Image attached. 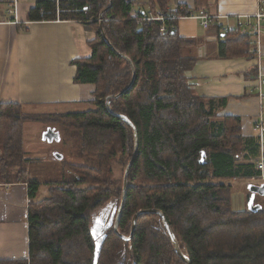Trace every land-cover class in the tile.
Wrapping results in <instances>:
<instances>
[{
    "label": "trees",
    "instance_id": "obj_1",
    "mask_svg": "<svg viewBox=\"0 0 264 264\" xmlns=\"http://www.w3.org/2000/svg\"><path fill=\"white\" fill-rule=\"evenodd\" d=\"M35 2L29 20H79L94 31L90 56L73 61V81L94 84L93 108L26 114L19 103H0V183L26 182L30 198L28 258L0 264H185L158 214H140L128 241L113 229L134 148L133 128L122 116L136 128L138 151L118 232L128 236L134 213L155 208L190 264H264V209L234 210L230 192L224 194L231 181L264 185L256 166L258 136L242 134L239 116L218 114L226 98L200 96L192 89L187 73L198 59L196 42L180 36L175 26L194 11L181 4L170 10L171 0ZM138 9L144 14L136 15ZM147 13L176 17L144 21ZM228 34L220 54H247V35ZM26 122L78 133L81 153L96 165L65 161L72 176L52 183L47 195L37 198L41 183L23 167L29 160L23 146ZM115 166L121 168L118 178L112 177ZM109 204L111 216L102 210Z\"/></svg>",
    "mask_w": 264,
    "mask_h": 264
},
{
    "label": "crops",
    "instance_id": "obj_2",
    "mask_svg": "<svg viewBox=\"0 0 264 264\" xmlns=\"http://www.w3.org/2000/svg\"><path fill=\"white\" fill-rule=\"evenodd\" d=\"M4 1L0 0V103H19L26 114L92 109L94 84L73 81V61L90 56L88 42L94 31L79 20H29L35 0H19L15 15H8ZM175 4L194 11L193 16H214L207 28L193 17L179 18L175 26L180 36L196 42L193 52L198 59L187 73L192 89L200 96L226 98L218 114L239 116L242 134L252 136V124L264 112V98L253 88L259 67L264 69V0H175L170 10ZM237 22L243 24L240 35H247V54L222 56L221 44L227 40L222 29ZM27 124L31 122L23 128L24 151L35 157L25 149ZM48 129L62 140L53 126L41 130L45 138L54 139L46 134ZM29 202L26 182L0 183V260L28 258Z\"/></svg>",
    "mask_w": 264,
    "mask_h": 264
},
{
    "label": "rangeland",
    "instance_id": "obj_3",
    "mask_svg": "<svg viewBox=\"0 0 264 264\" xmlns=\"http://www.w3.org/2000/svg\"><path fill=\"white\" fill-rule=\"evenodd\" d=\"M172 1V0H171ZM174 1L171 4H174ZM102 22V21H100ZM85 111V110H84ZM25 130L26 147L25 149L35 157L25 155L29 159L23 167L28 169L30 176L38 179L41 183L37 198H41L47 195V190L52 183L61 179H67L66 177L72 176V172L68 171L64 162L73 164L95 166L96 161L92 158H88L80 151V139L78 133H73L61 127L53 124L35 123L27 124ZM45 126H53L59 131L62 140L58 139L49 140L44 137V133L41 131ZM25 128V125H24ZM24 132V131H23ZM56 151V153L54 152ZM59 154H61L59 156ZM122 174L120 166H115L112 174L113 178H118ZM75 176V174L73 175ZM232 187L230 191L225 190V195L230 192L231 206L234 210H241L248 207L247 193H251L253 197V204L255 207L264 209V193L251 192V187L256 185L246 184L243 180L231 181ZM246 184V185H245ZM106 214L111 212L112 204L102 209ZM109 212V213H108Z\"/></svg>",
    "mask_w": 264,
    "mask_h": 264
},
{
    "label": "water",
    "instance_id": "obj_4",
    "mask_svg": "<svg viewBox=\"0 0 264 264\" xmlns=\"http://www.w3.org/2000/svg\"><path fill=\"white\" fill-rule=\"evenodd\" d=\"M99 17H100V21H101L102 20V13H100ZM127 60L130 63V66H131L132 71H133V76H134V67L131 64L130 59L127 58ZM132 81H133V78H132L131 82ZM128 87H129V85H128ZM128 87H126V89ZM126 89L122 90L120 93L116 94L115 96H119ZM109 98H110V96H108L106 98V100H109ZM106 106H107L108 109H110V106H109V102L108 101L106 102ZM122 118H123V120L127 124H129L133 128L134 148H133V153L131 155V158H130L129 162L127 163V165H126V167L124 169L123 182H122V191H121V198H120V203H119V206H118L117 211H116V214H115L114 223H113V229H114V231L123 240L128 241L133 236V233H134V230H135V227H136L137 217L140 214H146V213H155V214H158L160 216L161 220H162L163 226H164L165 231H166V233H167V235H168V237H169V239H170V241L172 243V246H173V249H174L175 253L179 256L180 259H182V261H184L185 264H190V261H189L188 257H186L182 253V251H181V249L179 247L178 241H177L175 235L173 234L172 230L170 229L167 221L165 220L164 215L158 209L151 208V209H141V210H138L136 213H134V215L131 218V226H130V233H129V235L128 236H124V235H122L121 233L118 232V223H119V220H120V216H121V211H122V208H123V204H124V201H125V198H126L128 172H129L130 167L132 166V164H133V162H134V160L136 158L137 151H138V138H137L136 128L134 127V125L132 124V122L128 118L123 117V116H122ZM46 134L53 136L54 139H58L57 133H54L50 129H48V131L46 132ZM48 139L50 140L49 136H48ZM250 191L251 192H261V193H264V185L256 186V187L255 186L254 187H251ZM248 208L251 211H256V208L257 207L253 206V197L252 196L249 197V200H248ZM97 231L100 232L99 226L97 227ZM97 250H98V247L95 248L94 257L96 256Z\"/></svg>",
    "mask_w": 264,
    "mask_h": 264
},
{
    "label": "built area",
    "instance_id": "obj_5",
    "mask_svg": "<svg viewBox=\"0 0 264 264\" xmlns=\"http://www.w3.org/2000/svg\"><path fill=\"white\" fill-rule=\"evenodd\" d=\"M33 1V0H31ZM19 0H6L3 2L4 9L6 10V14L8 15H15L17 5ZM135 14H144L141 9L136 10ZM259 15H256V17ZM176 16L174 14H168L167 16H163L162 14L152 15L147 13L143 16V20H163L167 19H174ZM185 17H193L198 18L201 20V24L204 28H207L208 24L213 20L214 16L205 15V16H193L189 14ZM243 26L242 23L237 22L234 26H226L222 29V34L226 35L228 33H235L237 34L241 27ZM245 26H250V23H245ZM163 30V28H162ZM258 34V33H257ZM253 88L257 91L259 97L262 99L264 98V69L259 67V70L256 74L255 81L253 82ZM252 129L254 134L258 136L259 141V158L256 162V166L260 171L261 178L264 180V112L260 113L258 117L255 119L254 123L252 124Z\"/></svg>",
    "mask_w": 264,
    "mask_h": 264
}]
</instances>
